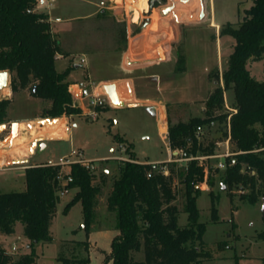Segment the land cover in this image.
Here are the masks:
<instances>
[{
  "label": "rangeland",
  "instance_id": "rangeland-1",
  "mask_svg": "<svg viewBox=\"0 0 264 264\" xmlns=\"http://www.w3.org/2000/svg\"><path fill=\"white\" fill-rule=\"evenodd\" d=\"M170 1L177 2L178 0ZM199 1L195 0L192 5L194 8L192 16L185 15L180 22H173L171 37L168 38L171 51L166 54V58L169 60L177 55L175 53V47H177L179 61L166 63L160 69L147 67L148 59L151 57L154 59L151 54H149L151 56L148 55L151 52L147 51L143 54L138 51L134 54L124 52L128 49L129 43L134 41V35L148 24V20L151 21L149 24L153 29L163 26L159 8L154 10L151 19L143 17L148 13L141 10V5L145 2L140 0H106L105 4L109 8L106 9L105 16L100 15V7L97 6L99 12L95 19L92 21L74 20L72 26L70 24L72 20H67V17L92 11L94 8L90 4V0H57L55 5L64 8L63 21L59 23L64 28L63 51L89 52L88 56L92 60L98 61V66L95 69L88 70L92 75V80L111 75V73L114 74V72L119 74L116 76H121L126 71L135 70L136 73H133L135 76H139L142 97L163 99L168 102L166 104L168 126L170 122L186 121L193 115L204 114L201 108L205 107V102L215 87L216 74L219 73L221 77L227 66L234 41L230 36H221V28L229 22L238 26L245 16L246 9L253 3V0H203L201 3ZM149 6L150 0H148V9ZM38 9L39 11L44 10L39 7ZM199 10H204L208 15L204 20L202 19L203 21L199 20ZM138 12L140 15L136 23L134 14ZM183 20L187 23H183ZM212 22L217 23L218 26L210 25ZM170 26L172 27V25ZM180 29L182 32L179 31ZM129 37L130 39H128ZM78 58L76 60H79ZM129 60H131V64ZM65 61L66 59L57 61V68L61 69ZM100 62L101 64H99ZM122 62L124 67H116ZM249 68L257 80L264 81L263 61H252ZM155 73H165V77L168 79L162 81L161 90L152 84L149 85L145 78H142L144 74ZM74 76L79 79H87V69L81 67ZM104 83H114L122 87L120 80ZM9 84L11 86V82ZM3 93L5 94L1 89L0 99L7 97ZM7 98L12 101L9 107L12 120L5 124L11 125L12 122H17V119H23L22 121L30 119L29 121H33V124L39 126L45 124L46 119L49 118L39 116L49 102L33 97L29 90L17 93L11 91ZM224 100L229 106H232L234 101L232 90L225 92ZM99 109L101 110L96 118L83 113L68 116L69 127L66 138L47 140V148L38 152L36 158L31 160V162L40 163L50 159L58 161L65 157L70 160H78L81 157L96 165V182H99V175L104 170H110L109 173L106 172L107 182L98 198L95 229L87 233L83 228L84 216L81 203L64 213L65 205L75 193V188H72L66 195H61L57 203L49 226L51 241H40L33 246L36 264H62L60 258L85 257H89V264H111V261L106 263L105 258L111 252V242L117 232L113 229L115 214L107 210L106 198L112 180L119 175V167L123 164V160L131 157L119 146L115 136L133 144L135 158L139 162L164 163L169 157V140L161 134L158 119L151 113L149 107L141 105L140 102H130L122 103L121 107L112 103ZM61 124H63V120L53 119L51 127H56V129L54 133H51V136H57L63 131L64 128L61 129L63 127ZM160 125L164 131L166 129L164 114ZM59 126L61 128L58 131ZM29 128L30 130L34 129L31 123ZM18 129L19 124L16 127V133ZM225 130L224 123L216 122L215 126L208 124L202 128L203 134L200 135V138L203 142L221 140L224 138ZM6 135V132L0 135L3 144L12 139L10 138L12 133L7 137ZM11 142L14 143L13 140ZM16 143L19 141L17 140ZM3 147L0 149V161H4V155H8L6 161L15 160V165L23 162L22 159L10 155L11 145ZM31 151L33 152V149ZM74 151L80 152L81 155L79 153L73 155ZM101 160L107 161L100 162ZM216 162V159L207 161L213 170ZM176 164V168H182L180 162H176ZM213 178L215 183L213 191L216 194L215 205L218 209L216 221L211 214L210 189L204 186H208L206 175L200 186L203 191L197 199V206L200 209L199 221L206 224L203 236L205 249L211 253V257L202 261L201 264H264V239L258 237V234L264 229L263 199H259L254 204L250 203L241 198V195L247 191L245 187L221 184L220 173L214 174ZM182 188L183 185L177 180L175 204L181 210H183L185 202ZM24 190H26L25 174L11 168L0 169V193ZM187 223L188 215L181 211L178 216V224L185 226ZM15 228L16 233L12 239L6 242V246L11 249L13 243L16 244L17 255H19L26 251V239L22 234L21 221L16 223ZM88 243L89 248L86 250L85 247L88 246ZM219 243L224 246L219 247ZM31 250L32 248L29 251ZM143 257L142 251L134 253L136 260H142Z\"/></svg>",
  "mask_w": 264,
  "mask_h": 264
},
{
  "label": "trees",
  "instance_id": "trees-1",
  "mask_svg": "<svg viewBox=\"0 0 264 264\" xmlns=\"http://www.w3.org/2000/svg\"><path fill=\"white\" fill-rule=\"evenodd\" d=\"M36 5L37 0H0V71L10 72L13 93L29 90L33 97L49 102L42 109L41 118L79 115L82 109L74 101L68 80L73 66L62 71L57 69V57L65 53L47 21V13L28 12ZM147 9L148 3L144 7ZM220 35L232 37L234 45L221 77L216 74L215 87L205 102V116H191L186 121L170 122L168 126L172 150L182 149L184 156L212 154L217 139L204 143L197 135V127L216 122L226 124L230 112L225 109L224 95L227 90L233 91L231 105L236 112L229 120L230 135L233 148L239 153L236 164L228 165L223 172L218 168L209 170L207 181L215 221L218 209L213 191L214 174H221V184L245 187L243 200L253 204L259 199L264 201V81L257 80L249 68L252 61H264V0H253L239 25L225 24ZM11 102L10 98L0 99V124L12 120ZM227 135L226 130L223 136ZM115 139L119 144H126L131 157L123 160L106 199L107 210L115 214L114 228L118 233L112 239L111 252L105 262L201 264L210 258L211 253L205 249L203 241L206 224L199 221L197 206L204 168L196 159L182 168H176L175 162H166L168 174L156 172L148 177L150 163L137 161L132 143L119 136ZM60 169L61 166L43 162L31 163L25 168L26 190L0 193V234L14 233L16 223L21 221L23 234L32 248L16 258L0 243V264H36L33 246L40 241H51L49 226L60 200L56 180ZM69 169L73 177L70 187L75 188V193L65 205L64 213L80 202L83 228L89 233L95 229L98 198L107 182V173L104 170L96 182V170L82 163L74 162ZM177 180L183 185V210L175 204ZM181 211L188 215L185 226L178 224ZM258 237L264 239V229ZM218 246L224 245L219 243ZM85 248L88 250L87 245ZM140 251L144 257L136 260L134 253ZM60 261L62 264H89L90 259L60 258Z\"/></svg>",
  "mask_w": 264,
  "mask_h": 264
},
{
  "label": "crops",
  "instance_id": "crops-1",
  "mask_svg": "<svg viewBox=\"0 0 264 264\" xmlns=\"http://www.w3.org/2000/svg\"><path fill=\"white\" fill-rule=\"evenodd\" d=\"M105 1L106 0H99V1L98 0H90V4L94 8L92 11H89L86 13H81L78 15L73 14L72 16L67 17V20H70V21L72 20L70 22L71 26L74 25V20H80V21L81 20H90V21H92L93 19H95L97 17V14L99 12V10L97 9V6L100 7V15L105 16V12H107L106 9L109 8L105 4L106 3ZM194 1L195 0H178L177 2H174V1L171 2L170 0H168L165 4L158 7L159 8V14H160V17L162 19L161 21L163 22L162 28L158 27L156 29H153L151 24H149L151 21L148 20V24L141 31H139L136 35H134V38H133L134 41L129 43L128 49L126 51L124 50V52L125 53L132 52L133 54L135 52L137 53V51H138V53H142V54H143V52H147V51L151 52V53H148V55L151 54L154 57V59H152V57H151L148 59V62H147L148 63L147 67H151V68L155 67L157 69H160L166 63L178 62L179 61L178 60L179 59V55H178L179 51H178L177 47H175L176 48L175 53L177 55H174V57H171L169 60H167V58H166V54L171 51L170 46L168 45V42L170 39H168V38L171 37L170 33L173 30V26H174L173 22L174 21L180 22L183 19L182 17H184L185 15H187V16L189 15V17H190V15L192 16V13L194 11L193 10L194 8L192 5L194 4ZM199 2L201 3V2H203V0H200ZM147 3H148V0H146V2L141 5V10H144V7L147 5ZM178 3H180V4L178 5ZM168 7H170L171 9L167 14H165L164 10L167 9ZM147 10H145V11H147ZM154 10H153V12H154ZM63 11H64V8L61 6L59 8V6H57V5H54L53 9L51 10V15H52L53 19L56 17L61 18V21L53 22L51 27H52L53 33L55 35L57 34V36H55V35L54 36L59 41L62 49L64 47L63 41H62L64 28L59 23H61L63 21V17H62ZM202 11L203 10H199V13H198L200 21H203L204 18H206L208 16V15H206L207 13H205V11H204L205 15L203 17H201ZM153 12L151 13V15L149 17H147V19H151ZM139 15H140L139 12L137 14H134L136 23L138 21ZM147 15H145L143 17L145 18ZM183 21H184L183 23H187V22H185V20H183ZM186 21H189V20H186ZM170 25H172V27ZM210 25H214L215 27L218 26V24L215 22L210 23ZM181 29L179 30L180 32H182ZM180 34H182V33H180ZM128 39H130V37ZM68 51L64 52L65 53L64 55L63 54L58 55L57 61L65 60V59H66V61L63 62L61 69H58V68L57 69L59 71H62L69 66H73V69L70 72V75L68 76V80L70 82L91 80V81L95 82L96 84H101V83H104L107 81L120 80L122 82L121 86L123 85L124 87L129 89L130 95L132 98V102H140L141 105L149 107L151 113L157 117L158 124H159V118L162 119L163 114H164V116H167V111H166V104L168 103L167 101H165L163 99L158 100V99H154V98H144L141 96V88L139 86L140 82L138 79L139 76L137 77L134 75V73H136V72H134L135 70H129L126 72H125V70H123L125 72V74L121 75V76H116L119 74H116L117 72H114V74L111 73V75H107V76L100 77V78L97 77V78H95V80H92L93 79L92 75L89 73L88 70L90 68L95 69L96 66H98V61L92 60L88 56L89 52L88 53L87 52L78 53L77 51H70V52H68ZM151 55H149V56H151ZM77 57H79L78 58L79 60L82 57H85L87 60L86 63L80 64L79 60H76ZM57 61H56V63H57ZM100 61H101V59H100ZM259 61H263V60H259ZM254 62H257V61H254ZM129 63L131 64V60H129ZM99 64H101V62ZM119 64L120 65L117 64L116 67H124V65H122L123 62L119 63ZM81 67H84L87 69V74H88L87 79H81V78L79 79V78L74 76L79 72V69ZM119 70H120V68H119ZM136 71L139 72L140 70L139 71L136 70ZM250 71H251V69H250ZM142 78H145L146 82L149 83V85L152 84V86L153 85L156 86L159 90H161L162 81L168 80L165 77V73H155V74H147V75L144 74L142 76ZM220 81L222 82V78L220 79ZM6 88L9 90V94H8V96H9L11 91H12L10 84H8V86ZM116 88H117V93H118L120 91L121 87H120V85L119 86L116 85ZM97 91L103 92V90L99 87L97 88ZM0 93H1V89H0ZM148 102L151 104H147ZM122 103H125V101L122 100L118 94V104L122 105ZM201 110L203 111L204 114L193 115V116L204 117L205 116V107H202ZM59 119L63 120V124H61L63 127L61 128L59 126L58 131L60 128L61 129L64 128V129L57 136H53V135L51 136V133H54V130L56 129V127H53V128L51 127L52 123H53V119L46 120L45 124L39 125V126L33 124V121H29L30 119H27L28 121H22L23 119H17L18 120L17 122L19 124L17 137L11 139V140H13L14 143H12L9 140L7 143L3 144L2 140H0V149L4 148L3 146L8 147L11 145L12 152L10 153V155L15 156L18 159H22L23 162H20L16 165L13 164L11 166H2V168H0V169L11 168L13 170H16L19 173L25 174L26 166L31 164V163H36V162H31V160L36 158V155L38 152H41L42 150L47 148V140L66 138V135L68 132V127H69V125H68L69 120L66 116L61 117ZM30 123L34 127L33 130H30V128H29ZM160 124H161V120H160ZM212 126H215V123H213ZM159 127H160V130L162 131L161 125ZM164 131H162V132H164ZM5 132L7 134L6 137L12 133L11 125L7 124V129ZM201 134H203V133H201ZM17 140L19 141V143H16ZM200 140L203 141L201 138H200ZM219 140L220 139H217V141H219ZM204 143H206V142H204ZM34 144H35V146H34ZM32 149H33V152L31 151ZM169 151H170V147H169ZM169 154H170V152H169ZM7 157H9V156L4 155V159H3L4 161H0V163L6 162V160H8ZM106 172L109 173L110 170H106ZM204 186L207 187L208 189H210L209 185L208 186L204 185ZM202 191H203V189H202ZM79 204H80V202L76 203L75 205L72 206V208L76 205H79ZM106 207H107V205H106ZM23 229H24V226L22 224V234H23ZM113 229H114V231H116L118 233V231L114 227H113ZM15 233H16V228H15L14 233H12L10 235L0 234V243L3 245V247H5L9 252L14 254V256L17 258L19 255H21V253H19V255H17L18 247L16 246V244L13 243L11 249L6 246V242L9 239H12V237H14ZM23 236H24V234H23ZM25 239H26V251H25V253H29L30 252L29 251L30 250L29 240L26 237H25ZM13 247H15V249H13ZM88 248H89V243H88ZM25 253H23V254H25Z\"/></svg>",
  "mask_w": 264,
  "mask_h": 264
},
{
  "label": "built area",
  "instance_id": "built-area-1",
  "mask_svg": "<svg viewBox=\"0 0 264 264\" xmlns=\"http://www.w3.org/2000/svg\"><path fill=\"white\" fill-rule=\"evenodd\" d=\"M56 1L57 0H37V5L35 9L33 10L28 9V12L33 11V12L47 13L48 15L47 21L52 26L53 22L61 21L60 17H56L53 19L51 15V10L53 9ZM38 7L44 8V10L39 11ZM86 61L87 60L85 57H82L79 60L80 64H85ZM9 83H10V78L8 80V84ZM105 85L106 84L104 83L96 84L95 82L91 80L71 82L70 84L71 93L73 95L75 103L81 107L83 114L88 115V116H93V118H96L100 111L99 108H103V107H106L107 105L112 104L106 92ZM98 87L101 88L103 92L97 91ZM118 94L120 98L125 101V103L128 104L132 102L129 89L124 87L123 85L120 91L118 92ZM225 109L230 112L227 118V123L225 124L228 135L224 137L223 139L216 141L215 151L212 154H198V155L184 156V152L182 149L172 150L170 148L169 158L166 162L167 163L168 162L169 163L180 162L181 165H186L190 160L196 159L198 161V164L204 168L206 178H208L209 170L210 168H212V166H210V164H208L207 161L216 159L217 162H216L215 168H218L220 170H225V168L228 165L231 166V165L236 164L237 162L236 155L239 152L234 150L233 145L231 143L230 123H229L231 114L233 112H236V109L233 106H229L226 102H225ZM164 118H165L166 130L164 132L161 131V134L163 135L164 138H168V121L166 119V116H164ZM160 120L161 118H159V126H160ZM202 128L203 127L201 126L197 127V135L199 137L202 133ZM119 146L126 152L127 146H124V144H120ZM78 153L81 155L80 152H75V151L73 152V155H78ZM128 159H124V160H128ZM74 162L82 163L89 169L96 170V165L94 163L86 161L81 157L78 160H70L69 158L65 157V158H60L58 161H54L50 159L46 162H43L49 166H61V169L58 171L56 175V180L59 184L58 186L59 196L66 195L67 193L71 191L70 183L73 181V177L70 173L69 165ZM166 162L165 163H150L151 167L147 173L148 177H151L156 172L168 174L169 169H168ZM15 163H16L15 160H9L6 162H2L0 164V168H2V166H11ZM252 173H255V171H252ZM199 186H201V184ZM13 249H15V247H13Z\"/></svg>",
  "mask_w": 264,
  "mask_h": 264
},
{
  "label": "water",
  "instance_id": "water-1",
  "mask_svg": "<svg viewBox=\"0 0 264 264\" xmlns=\"http://www.w3.org/2000/svg\"><path fill=\"white\" fill-rule=\"evenodd\" d=\"M170 7H168L167 9L164 10V13L167 14L170 11ZM204 16V10L201 13V17ZM10 78V72L7 70L4 71H0V89L5 88L8 86V80ZM105 89L106 92L111 100V102L117 106V107H121L122 105H118V93H117V88H116V84L111 83V84H106L105 85ZM35 90V87H34ZM46 120H50V118H47ZM18 124V122H12L11 123V127H12V132L14 131V126ZM7 129V124L2 123L0 124V135L2 133H4ZM222 188L224 189V186H222ZM263 213H264V205H263Z\"/></svg>",
  "mask_w": 264,
  "mask_h": 264
},
{
  "label": "flooded vegetation",
  "instance_id": "flooded-vegetation-1",
  "mask_svg": "<svg viewBox=\"0 0 264 264\" xmlns=\"http://www.w3.org/2000/svg\"><path fill=\"white\" fill-rule=\"evenodd\" d=\"M167 1L168 0H150L149 9L146 11V13H148V15L145 18L149 17L155 8L162 6ZM204 15H205V13H204Z\"/></svg>",
  "mask_w": 264,
  "mask_h": 264
},
{
  "label": "bare ground",
  "instance_id": "bare-ground-1",
  "mask_svg": "<svg viewBox=\"0 0 264 264\" xmlns=\"http://www.w3.org/2000/svg\"><path fill=\"white\" fill-rule=\"evenodd\" d=\"M140 1H144L146 2V0H140ZM8 89L5 87V88H2V91L5 92V94L3 93L4 96H8L9 92L7 91ZM119 105V104H118ZM18 124H16L14 126V131L12 132V135L10 136V138H16L17 137V133H16V127H17ZM9 138V139H10ZM11 141V140H10Z\"/></svg>",
  "mask_w": 264,
  "mask_h": 264
}]
</instances>
